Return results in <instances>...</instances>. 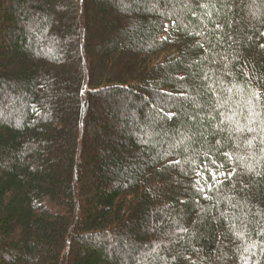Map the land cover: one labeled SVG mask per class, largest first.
Wrapping results in <instances>:
<instances>
[{
	"label": "trees",
	"instance_id": "16d2710c",
	"mask_svg": "<svg viewBox=\"0 0 264 264\" xmlns=\"http://www.w3.org/2000/svg\"><path fill=\"white\" fill-rule=\"evenodd\" d=\"M0 264H264V0H0Z\"/></svg>",
	"mask_w": 264,
	"mask_h": 264
},
{
	"label": "rangeland",
	"instance_id": "374dc122",
	"mask_svg": "<svg viewBox=\"0 0 264 264\" xmlns=\"http://www.w3.org/2000/svg\"><path fill=\"white\" fill-rule=\"evenodd\" d=\"M47 50H48V49H47ZM47 50H46V51H47ZM49 50H50V49H49ZM46 51H44V52L47 53ZM150 93H151V92H150ZM4 103H6V101H5ZM4 103H3V104H4ZM98 106H99V105L96 104V107H98ZM6 107H10V108H11V110H10V114L13 115V114L15 113V112H14V109L11 107V104H9V102H8V105H7Z\"/></svg>",
	"mask_w": 264,
	"mask_h": 264
}]
</instances>
